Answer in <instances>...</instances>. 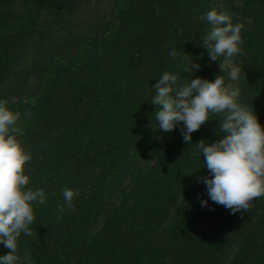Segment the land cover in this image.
<instances>
[{"label": "trees", "instance_id": "16d2710c", "mask_svg": "<svg viewBox=\"0 0 264 264\" xmlns=\"http://www.w3.org/2000/svg\"><path fill=\"white\" fill-rule=\"evenodd\" d=\"M211 10L244 24L231 64L201 46ZM191 59L200 69L183 71ZM164 72L177 86L223 76L264 125V0H0V100L20 113L28 187L48 196L18 238L21 264H264V198L233 214L202 182L196 144L222 138L221 117L190 145L182 125L159 129L150 101ZM65 188L79 192L74 211Z\"/></svg>", "mask_w": 264, "mask_h": 264}, {"label": "clouds", "instance_id": "9594fccd", "mask_svg": "<svg viewBox=\"0 0 264 264\" xmlns=\"http://www.w3.org/2000/svg\"><path fill=\"white\" fill-rule=\"evenodd\" d=\"M200 19L211 26L201 43L211 61L223 58L227 65L233 57L244 54L241 47L244 24L233 23L231 13L211 10ZM251 22L249 18L247 23ZM169 55L183 63L184 58L178 56L176 49ZM200 67L191 59L183 71L194 73ZM228 76L231 81L238 80L240 68L232 65ZM178 79V75L164 72L153 86L155 95L150 102L158 106L155 120L159 129L170 133L182 125L183 140L190 145L192 133L213 116L221 117L218 121L222 138L211 144L204 140L196 144L210 174L202 182L214 203L233 214L249 212L254 200L264 198V125L240 101V89L226 83L223 76L217 75L214 80L196 77L181 86H177ZM15 102L12 98V103ZM7 104L8 101L0 100V244L10 251L0 255V264H21L18 238L22 233L32 235L33 203L44 204L48 196L44 189L28 187L30 177L26 168L32 155L18 139L23 134L17 123L20 113ZM62 195L67 208L74 211L73 200L79 192L65 188ZM206 205L207 201H202V206ZM57 211L64 212V206L58 205ZM23 259L29 257L25 255Z\"/></svg>", "mask_w": 264, "mask_h": 264}]
</instances>
